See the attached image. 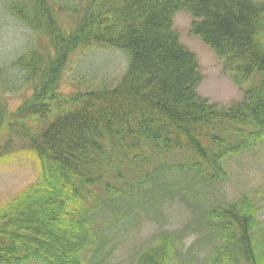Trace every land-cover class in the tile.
<instances>
[{"label": "trees", "instance_id": "1", "mask_svg": "<svg viewBox=\"0 0 264 264\" xmlns=\"http://www.w3.org/2000/svg\"><path fill=\"white\" fill-rule=\"evenodd\" d=\"M53 6L63 7L6 4L48 47L0 57V166L29 153L39 168L1 204L0 264H113L117 240L162 225L172 203L192 219L158 231L134 264H264L256 205L223 189L227 161L264 143V0H81L69 32ZM180 11L243 92L239 104L199 97L198 58L174 29ZM99 49L123 53L125 71L113 84L79 74L63 94L71 56ZM18 90L31 95L10 111L6 94Z\"/></svg>", "mask_w": 264, "mask_h": 264}, {"label": "rangeland", "instance_id": "2", "mask_svg": "<svg viewBox=\"0 0 264 264\" xmlns=\"http://www.w3.org/2000/svg\"><path fill=\"white\" fill-rule=\"evenodd\" d=\"M60 1L62 9L53 6L52 13L59 28L69 32L75 27V20L71 17L73 8H75L73 6L81 0ZM6 4L7 0H0L1 59L12 62L28 48L33 51L47 48L48 40L44 36L38 37L15 17H12L6 11ZM60 11L61 13L58 14ZM191 22V16L187 12L180 11L174 15V29L178 33L181 43L192 51L199 61L201 77L197 88L199 97L216 106L231 107L239 104L243 99V92L233 84L228 71L214 52L191 33ZM86 52V50H79L74 53L61 74L60 91L63 94H71L73 88L77 87V80H81L78 78L79 74L87 76L88 84L93 83L94 80L113 84L127 67V58L123 53L117 51L96 52L99 57H94L96 55L93 54L85 56ZM88 84L86 86H89ZM30 95L31 91L26 93L24 90L6 94L9 110L15 111ZM227 171L229 177L223 188L227 198L230 201H241L245 197L252 205H256L255 208H252V212L262 221L264 229V143L247 154L230 158L227 161ZM38 176L39 168L29 153H20L7 164L1 165L0 207L9 198L33 184ZM172 204L164 211L165 217L162 225L153 222L147 223L139 228V233L135 238L128 240V237L123 238L122 236L117 240L112 258L113 264H134L133 257L135 258L138 251L151 245L152 238L158 231H161L162 228L166 230L179 229L192 219L186 208L181 207L178 203ZM122 234L120 233L119 236ZM191 241V238H188L185 242L186 246H189ZM87 253L88 257L90 253ZM170 264L178 263L171 259Z\"/></svg>", "mask_w": 264, "mask_h": 264}, {"label": "bare ground", "instance_id": "3", "mask_svg": "<svg viewBox=\"0 0 264 264\" xmlns=\"http://www.w3.org/2000/svg\"><path fill=\"white\" fill-rule=\"evenodd\" d=\"M96 52H97V53H98V52H99V53H103V52H104V49H99V50L95 51V54H94V53H91V54H90V52H88L87 55H88V56H92V54H93V55H96V56H94V57H99V56H98L99 54L97 55Z\"/></svg>", "mask_w": 264, "mask_h": 264}]
</instances>
